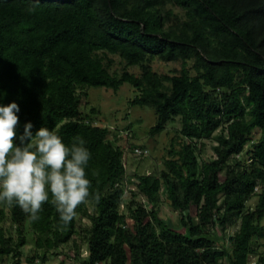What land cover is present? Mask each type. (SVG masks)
Segmentation results:
<instances>
[{
	"label": "trees",
	"instance_id": "1",
	"mask_svg": "<svg viewBox=\"0 0 264 264\" xmlns=\"http://www.w3.org/2000/svg\"><path fill=\"white\" fill-rule=\"evenodd\" d=\"M109 55L124 62L120 75L110 72ZM155 61L180 63V71L157 74ZM123 84L138 92L132 106L154 109L151 137L181 124L163 169L134 181L125 152L146 147L95 125L94 109L80 111L86 88L116 92ZM0 93V103L20 108L18 134L31 122L33 134L47 127L69 147L83 139L91 153L89 197L67 224L50 201L33 221L0 200V224L9 216L18 233L13 240L0 227V264L18 259L26 226L37 237L29 264L46 262L77 231L87 246L84 259L75 254L79 264H248L251 256L264 264L253 248L264 241V0H0ZM208 140L214 157L203 161ZM163 193L183 232L158 218ZM237 222L226 247L218 234Z\"/></svg>",
	"mask_w": 264,
	"mask_h": 264
},
{
	"label": "rangeland",
	"instance_id": "2",
	"mask_svg": "<svg viewBox=\"0 0 264 264\" xmlns=\"http://www.w3.org/2000/svg\"><path fill=\"white\" fill-rule=\"evenodd\" d=\"M178 13V10H175ZM109 59H112L114 64L110 68L111 73L120 75L124 69V62L121 61L117 56H108ZM152 69L154 72L160 75L171 74L170 72H175L176 74L180 71V63H161L155 61L152 63ZM128 71L136 76L139 75V70L136 68H129ZM83 92H86L87 99L86 105L80 108V111L84 114H90L91 110H95L97 114L94 115L95 125L107 127L111 132H116L118 135H128L129 139L135 145L145 146L147 152L144 153L145 158H140L135 156L131 148L125 152V174L126 177H130L133 180L135 174H146L150 175L155 172H159L164 167V160L168 157L167 152L170 149V139L174 136L175 131L181 128L179 119H176L173 123L166 125L165 130L151 137L149 135L150 129L156 123V114L152 107L149 106H132L130 102L138 95L137 90L132 88L128 84H123L118 91L114 92L113 90L106 88H95L88 87ZM128 127V128H127ZM112 136V134H111ZM260 132L256 130L253 132L250 140L255 142L259 139ZM133 139V140H132ZM124 140L120 139L119 144H122ZM216 143L213 140H208L205 142L204 153L202 156L203 161L211 160L213 155V147ZM246 147L245 149H247ZM241 161H244V157L239 158ZM127 191H136L133 185H129ZM126 202L120 207V211L125 212L126 203L129 202V196H126ZM161 203L157 207L158 218L169 228L183 232L182 227L179 223V215L174 211L165 200V194L161 196ZM146 203V201H144ZM258 202V198L254 197L246 203V208L250 211H254ZM91 211V209H89ZM7 215H9V209L6 210ZM194 215V211H192ZM90 223L87 219L82 220V226L87 227ZM127 225L131 226L132 222L127 221ZM264 225V220L262 221ZM7 235H11L13 240H16L18 233L16 228L12 226L11 219L7 216L3 222L0 224ZM239 228V222L231 226L227 232L226 236H221L218 234V237L221 239L223 237L225 240L222 241L226 244V247H229L228 238L233 235ZM24 236L26 239V245L19 249L20 256L18 259H14L12 256L5 257L4 260L6 264H14L16 260L20 264H29L28 259H31L36 253L35 241L36 234L29 228L25 227ZM264 243L263 240L256 242L253 245V248L259 253L264 255V248L261 246ZM87 246L83 240V233L77 231L74 239L67 245L62 246L56 255L51 253L47 256L46 262L42 263L40 261H35L36 264H79L74 257H76V252L80 254V259H84L87 256L86 252ZM39 255H43L44 250L37 251ZM258 256H251L249 258L248 264H255ZM226 263V262H225Z\"/></svg>",
	"mask_w": 264,
	"mask_h": 264
},
{
	"label": "clouds",
	"instance_id": "3",
	"mask_svg": "<svg viewBox=\"0 0 264 264\" xmlns=\"http://www.w3.org/2000/svg\"><path fill=\"white\" fill-rule=\"evenodd\" d=\"M4 95L0 93V100ZM19 112L16 102L0 103V200L15 202L33 221L50 201L67 224L89 197L86 170L91 153L83 139L69 147L47 127L33 134L31 122L18 134ZM14 138L18 143L14 144Z\"/></svg>",
	"mask_w": 264,
	"mask_h": 264
},
{
	"label": "built area",
	"instance_id": "4",
	"mask_svg": "<svg viewBox=\"0 0 264 264\" xmlns=\"http://www.w3.org/2000/svg\"><path fill=\"white\" fill-rule=\"evenodd\" d=\"M144 153H146V152H143V151H141V150H139V149H135V150H134V154H135L136 156L143 155Z\"/></svg>",
	"mask_w": 264,
	"mask_h": 264
}]
</instances>
